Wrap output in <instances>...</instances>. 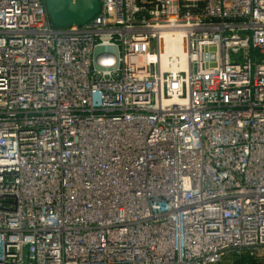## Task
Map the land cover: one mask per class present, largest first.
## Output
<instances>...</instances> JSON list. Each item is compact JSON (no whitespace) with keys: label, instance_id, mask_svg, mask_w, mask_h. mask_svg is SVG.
<instances>
[{"label":"built area","instance_id":"obj_1","mask_svg":"<svg viewBox=\"0 0 264 264\" xmlns=\"http://www.w3.org/2000/svg\"><path fill=\"white\" fill-rule=\"evenodd\" d=\"M100 4L0 0V264H264V0Z\"/></svg>","mask_w":264,"mask_h":264},{"label":"water","instance_id":"obj_2","mask_svg":"<svg viewBox=\"0 0 264 264\" xmlns=\"http://www.w3.org/2000/svg\"><path fill=\"white\" fill-rule=\"evenodd\" d=\"M45 6L51 24L57 29L82 27L101 11L100 0H78L76 3L70 0H45ZM105 54L117 57L118 51L114 47H99L95 50V59ZM95 67L100 70L97 64Z\"/></svg>","mask_w":264,"mask_h":264},{"label":"trees","instance_id":"obj_3","mask_svg":"<svg viewBox=\"0 0 264 264\" xmlns=\"http://www.w3.org/2000/svg\"><path fill=\"white\" fill-rule=\"evenodd\" d=\"M234 264H256L249 259H238L235 260Z\"/></svg>","mask_w":264,"mask_h":264},{"label":"rangeland","instance_id":"obj_4","mask_svg":"<svg viewBox=\"0 0 264 264\" xmlns=\"http://www.w3.org/2000/svg\"><path fill=\"white\" fill-rule=\"evenodd\" d=\"M235 262V258L234 257H229L228 259H226L222 264H234Z\"/></svg>","mask_w":264,"mask_h":264},{"label":"bare ground","instance_id":"obj_5","mask_svg":"<svg viewBox=\"0 0 264 264\" xmlns=\"http://www.w3.org/2000/svg\"><path fill=\"white\" fill-rule=\"evenodd\" d=\"M175 53H179V52L177 51V52H175Z\"/></svg>","mask_w":264,"mask_h":264}]
</instances>
